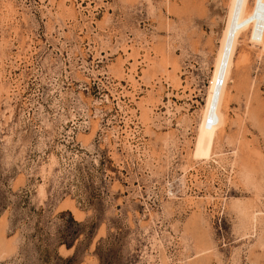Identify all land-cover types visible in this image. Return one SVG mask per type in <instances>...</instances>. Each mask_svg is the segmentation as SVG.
Instances as JSON below:
<instances>
[{"label":"rangeland","instance_id":"1","mask_svg":"<svg viewBox=\"0 0 264 264\" xmlns=\"http://www.w3.org/2000/svg\"><path fill=\"white\" fill-rule=\"evenodd\" d=\"M230 1L0 0V264H47L34 228L62 213L95 226L58 248H78L74 264H264V52L249 36L225 130L195 156Z\"/></svg>","mask_w":264,"mask_h":264},{"label":"bare ground","instance_id":"2","mask_svg":"<svg viewBox=\"0 0 264 264\" xmlns=\"http://www.w3.org/2000/svg\"><path fill=\"white\" fill-rule=\"evenodd\" d=\"M227 18L197 132L195 156L200 158L210 155L215 141L225 130L222 110L240 36H249L264 52V0H231Z\"/></svg>","mask_w":264,"mask_h":264},{"label":"trees","instance_id":"3","mask_svg":"<svg viewBox=\"0 0 264 264\" xmlns=\"http://www.w3.org/2000/svg\"><path fill=\"white\" fill-rule=\"evenodd\" d=\"M51 228H53L51 232ZM89 232H85L86 229ZM95 226L87 227L85 223L76 222L69 213H62L51 227H44L39 222L34 228L32 238L38 241V250L41 251L43 261L47 264H74L78 248L72 258L64 259L59 256L58 248L64 246L66 250L74 248L75 242L81 234H86V239L91 240Z\"/></svg>","mask_w":264,"mask_h":264}]
</instances>
